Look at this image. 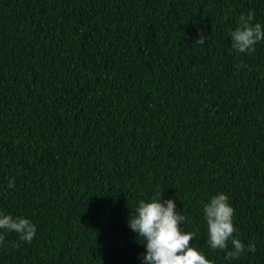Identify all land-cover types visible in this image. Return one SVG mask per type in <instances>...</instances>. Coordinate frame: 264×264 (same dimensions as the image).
<instances>
[{"label": "trees", "instance_id": "trees-1", "mask_svg": "<svg viewBox=\"0 0 264 264\" xmlns=\"http://www.w3.org/2000/svg\"><path fill=\"white\" fill-rule=\"evenodd\" d=\"M249 11L264 25V0H0V212L37 226L0 230V264H143L128 221L157 192L214 264H264V42L229 36ZM219 193L254 253L206 245Z\"/></svg>", "mask_w": 264, "mask_h": 264}, {"label": "clouds", "instance_id": "clouds-1", "mask_svg": "<svg viewBox=\"0 0 264 264\" xmlns=\"http://www.w3.org/2000/svg\"><path fill=\"white\" fill-rule=\"evenodd\" d=\"M229 36L233 50L252 54L256 51L255 46L264 42V25L255 22V12L249 11L238 17L237 27L230 30ZM199 37L196 45H203L207 40L203 30ZM14 185L15 180L10 179L8 187ZM162 196L163 192H157L150 200H140L138 206L131 208L128 226L138 234L139 242L145 247V254L141 257L143 264H214L193 246L197 233L184 231L181 227L187 218L176 210L175 200H164ZM203 214L207 225L206 245L213 250L225 251L226 260L256 251L254 243L245 246L236 235L235 209L227 194L219 193L212 197L204 204ZM0 230L18 234L20 242L31 243L37 235V226L30 219L3 212H0ZM4 243L5 235L0 231V245Z\"/></svg>", "mask_w": 264, "mask_h": 264}]
</instances>
